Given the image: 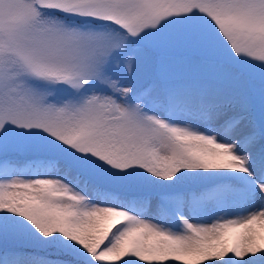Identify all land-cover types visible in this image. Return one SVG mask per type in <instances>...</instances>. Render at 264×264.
Here are the masks:
<instances>
[{
  "label": "snow or ice",
  "instance_id": "snow-or-ice-1",
  "mask_svg": "<svg viewBox=\"0 0 264 264\" xmlns=\"http://www.w3.org/2000/svg\"><path fill=\"white\" fill-rule=\"evenodd\" d=\"M0 264H264V0H0Z\"/></svg>",
  "mask_w": 264,
  "mask_h": 264
}]
</instances>
